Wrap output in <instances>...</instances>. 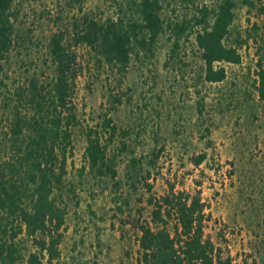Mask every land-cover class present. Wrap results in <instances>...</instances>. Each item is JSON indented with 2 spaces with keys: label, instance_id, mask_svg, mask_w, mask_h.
Returning a JSON list of instances; mask_svg holds the SVG:
<instances>
[{
  "label": "rangeland",
  "instance_id": "374dc122",
  "mask_svg": "<svg viewBox=\"0 0 264 264\" xmlns=\"http://www.w3.org/2000/svg\"><path fill=\"white\" fill-rule=\"evenodd\" d=\"M254 1L255 7L241 3L236 9L226 43L244 41L242 61L221 64L227 73L221 82L204 81L193 37L169 57L170 42L167 33L162 35L153 55L133 57L124 75L99 67L86 46L78 48L80 124L73 129L67 175L75 192L64 194L67 214L60 254L52 264H137L136 224L150 220L148 197L162 196L171 186L198 193L207 204L205 234L230 264H264V101L254 88L263 51L258 47L264 49V0ZM83 10L103 18L119 13L115 0H84ZM192 11L182 0H166L163 17L175 20ZM14 12V43L0 80V130L9 115V90L34 73H50L48 38L77 14L68 0H16ZM112 94L121 99L114 107ZM105 113L129 132H118L110 144L118 159V186L79 171L84 130L99 124ZM200 154L206 158L195 165ZM133 158L140 164L130 178ZM24 244L32 249L31 241Z\"/></svg>",
  "mask_w": 264,
  "mask_h": 264
},
{
  "label": "trees",
  "instance_id": "16d2710c",
  "mask_svg": "<svg viewBox=\"0 0 264 264\" xmlns=\"http://www.w3.org/2000/svg\"><path fill=\"white\" fill-rule=\"evenodd\" d=\"M16 0H0V80L3 61L14 43ZM119 13L105 18L84 11V0H68L77 10L67 24L58 26L46 44L50 73H34L6 96L8 116L0 130V264H52L60 254L67 214V180L73 156V129L80 124L76 103L77 81L83 73L78 48L93 52L99 67L124 75L133 57L153 55L159 38L167 33L169 57L180 43L193 37L202 62V76L209 83L226 76L223 63L239 64L242 54L226 40L241 3L254 0H182L193 6L190 15L166 20V0H115ZM261 50H263L261 52ZM256 62L254 88L264 101V49ZM3 83V82H2ZM6 86V84L3 83ZM112 102L121 99L112 94ZM127 136L107 113L99 124L84 130L86 146L80 175L110 178L118 186L117 155L110 144L117 133ZM122 147L126 144L122 142ZM206 158L194 159L199 165ZM139 159H131L127 175L138 173ZM150 188V186H149ZM150 220L136 224L139 231L137 264H230L205 234L209 214L198 193L170 190L147 199ZM31 241L32 249L24 244Z\"/></svg>",
  "mask_w": 264,
  "mask_h": 264
}]
</instances>
